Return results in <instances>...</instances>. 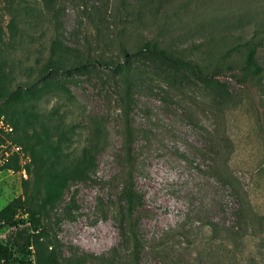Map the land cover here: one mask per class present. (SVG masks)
<instances>
[{"label":"rangeland","instance_id":"1","mask_svg":"<svg viewBox=\"0 0 264 264\" xmlns=\"http://www.w3.org/2000/svg\"><path fill=\"white\" fill-rule=\"evenodd\" d=\"M186 1L174 0L169 11L183 13ZM240 1L224 2L231 20L241 13ZM29 3L41 10L38 22L32 11L15 34L14 6L23 5L0 0V111L15 126L0 131V165L8 158L20 166L0 169V209L27 195L26 206L40 210L61 264H133L129 250L122 249L119 227L129 128L140 194L133 222L143 242L141 264H264V44L257 52L260 75L241 71L245 48L235 46L213 84L142 62L145 72L124 103L119 79L97 62L80 72L41 75L50 41L61 32L63 44L76 48L84 61L119 56L107 43L116 1L63 0L58 17H50L40 0ZM188 4L200 17L180 18L158 34L173 51L212 64L216 56L207 57L210 47H233L238 40H215L190 53V45L212 34L200 23L207 1ZM124 33L134 30L129 26ZM95 117L103 118L107 141L94 165L74 178L54 175L58 166L85 159ZM15 144L21 145L19 152ZM32 150L49 168L50 190L36 174ZM14 230L0 227V242L12 240ZM15 248L18 258L24 257L20 245Z\"/></svg>","mask_w":264,"mask_h":264},{"label":"trees","instance_id":"2","mask_svg":"<svg viewBox=\"0 0 264 264\" xmlns=\"http://www.w3.org/2000/svg\"><path fill=\"white\" fill-rule=\"evenodd\" d=\"M17 1L18 4L23 5V8L18 9L14 6L13 28L15 34L19 32L21 23L27 25L29 20H31V18L24 17H30L29 14H32V11L36 10L33 21L37 23L36 16H39L41 12L38 5H31L29 3L30 0ZM40 1L43 3L42 8L48 12L50 17L60 16L63 0ZM115 1L117 4L111 8V18H113L111 26L113 27V32L108 36L107 43L118 48L119 56H95L84 61L82 56H78L76 48L67 46L60 40L63 32L60 35L57 33L50 41L49 59L42 63L41 75H43V79L47 78L44 73L48 72L49 74L50 70L57 73L64 72L70 74L83 71L88 68L90 62V64H94L96 67L95 62H97V64H100L103 68L117 76L122 87L121 98L119 100L126 103L130 100L129 95L132 93L133 88L138 85L140 75H143L145 72L142 62L146 61L152 62L160 68L166 67L176 72L180 71V73L182 72L206 84H213L215 77L225 67L227 58L233 54V49L236 46L237 48H245L243 49L245 53L244 62L240 65V69L244 74L258 76L263 71V66L257 60V52L259 47L264 44V30L260 28L264 26V0L240 1L238 7L241 9V13L235 14V20H231L226 16L228 8L224 4L226 1L232 2L233 0H206L208 7L205 10L204 16H202V18L206 19L200 23H203V30L211 29L212 35L209 39L203 38L204 40L199 44L190 45V53H193L194 49H198L203 44L215 45V40L222 42L230 37L238 40L237 44L233 45V47H220L217 45L212 46L213 48L210 47L207 57L216 56L212 64L201 63L198 58L183 51H179V53L173 51L169 42L161 34H158L165 27H175L177 25L175 22L179 21L180 18L183 20L184 17H189L191 14H194L195 17H200L199 13L195 10L189 12L186 9L191 0L185 2L184 5L186 7H183L185 8L183 13L175 10L173 12L175 13L174 15L169 11V6L171 8L174 0ZM210 4L215 6H209ZM29 5L32 9L28 11L25 8ZM233 10L236 11L235 6H233ZM259 17H263L261 18L263 20H258ZM226 18L228 19L225 21L224 19ZM195 19L198 20L197 18ZM229 21H233V24L226 26ZM220 23H224V25H220ZM208 25L210 26L207 27ZM213 25L215 28L212 29ZM129 26L133 28L134 33L127 36L124 31ZM132 37H136V43L133 44V48H130L129 45L132 44ZM205 41L206 43H204ZM51 57L61 59L63 62H56L54 59L50 60ZM207 57L204 58L207 59ZM51 80L52 78L49 79V81ZM59 87L64 88L62 85ZM0 114L4 115L1 111ZM6 119L11 122L7 117ZM106 141V124L102 117H95L93 120L91 144L86 150L85 159L58 166L54 175L74 178L85 174L94 165L97 152L104 147ZM133 142V134L128 128V133L124 136V147L127 152L126 162L128 164L127 172L120 189L124 204L120 211L119 227L122 238V249L129 250L127 255L133 264H141L140 254L143 242L138 231V226L133 222L136 209L138 204H140V194L135 187L131 168L133 166L131 159ZM31 157L35 164L36 174L42 185L45 189L50 190L48 179H45L49 168L46 167L44 160L38 156L35 150L31 151ZM14 166L17 169L20 167L17 163L12 164L7 159L0 165V169L14 168ZM27 199V195L25 197H15L0 209V227L15 229L14 233H10L12 240L9 238L0 242V264H17L18 262L19 264H61L55 247L47 237V230L43 224L40 210L35 207L26 206ZM16 244L20 245L24 257L18 258L15 248ZM30 255H33L34 258H30Z\"/></svg>","mask_w":264,"mask_h":264},{"label":"built area","instance_id":"3","mask_svg":"<svg viewBox=\"0 0 264 264\" xmlns=\"http://www.w3.org/2000/svg\"><path fill=\"white\" fill-rule=\"evenodd\" d=\"M0 130L4 131V132H12L14 130V125L11 122H9L6 119V117L4 115H2V114H0ZM21 148L22 147L19 144H15L13 146V149H14L15 152H19L21 150ZM6 159H8V158H5V160Z\"/></svg>","mask_w":264,"mask_h":264}]
</instances>
